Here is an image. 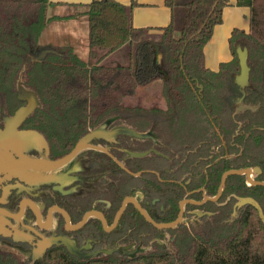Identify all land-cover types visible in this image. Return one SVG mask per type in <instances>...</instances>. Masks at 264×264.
<instances>
[{
	"label": "flooded vegetation",
	"instance_id": "1",
	"mask_svg": "<svg viewBox=\"0 0 264 264\" xmlns=\"http://www.w3.org/2000/svg\"><path fill=\"white\" fill-rule=\"evenodd\" d=\"M41 34L18 71L0 72V245L37 258L46 248L42 264L51 251L70 254L69 245L90 257L70 254L85 262L130 259L119 250L138 251L135 259L176 256L191 239L254 208L238 206L239 199L253 198L264 213L256 199L263 191L255 190L264 189L256 184L264 183V157L252 166L242 160L256 128L238 117L259 108L245 102L251 88L240 104L239 86L231 98L230 138L200 84L191 86L194 98L189 91L181 97L190 101H167L162 87L150 97L141 88L128 103L67 101L62 92L70 88L48 84L57 67L72 62L61 49L89 60L69 44L42 45ZM241 169L253 170L254 184L231 175L211 200L224 174ZM0 254L33 263L21 252Z\"/></svg>",
	"mask_w": 264,
	"mask_h": 264
},
{
	"label": "trees",
	"instance_id": "2",
	"mask_svg": "<svg viewBox=\"0 0 264 264\" xmlns=\"http://www.w3.org/2000/svg\"><path fill=\"white\" fill-rule=\"evenodd\" d=\"M51 5L50 0H0V72L5 66L18 71L28 61L27 53L46 27ZM137 5L134 1L129 6L115 0L91 2L87 13L89 61L82 62L70 49H61L65 57L71 55L72 62L64 61L57 67L56 78L48 84L70 88L62 92L67 101L107 104L131 102L141 88L155 85L157 80L162 81L167 101H190L181 97L189 91L194 98L191 86L200 84L204 87L203 101L213 104L224 120L223 133L230 138L232 130L226 127L233 123L231 98L240 96L235 83L240 73L237 47L247 48L252 87L245 102L259 108L244 112L238 119H249L251 128H256L242 160L257 165L264 157V144L260 142L264 136V0H167L171 20L160 28H136L133 17ZM229 6L250 8V30L233 31L230 46L234 59L213 72L206 65L204 50ZM156 45L163 52L167 78L159 75L154 65ZM255 190L263 191L256 199L264 209V189ZM2 257L0 264H22ZM46 264H264V223L258 211L248 207L233 224H224L198 240L191 239L176 256L155 252L136 259L110 257L85 262L67 252L51 251Z\"/></svg>",
	"mask_w": 264,
	"mask_h": 264
},
{
	"label": "crops",
	"instance_id": "3",
	"mask_svg": "<svg viewBox=\"0 0 264 264\" xmlns=\"http://www.w3.org/2000/svg\"><path fill=\"white\" fill-rule=\"evenodd\" d=\"M94 0H50L48 9L49 21L45 35L40 43L74 46L76 54L84 61L89 56V19L88 5ZM129 6L134 2L138 5L134 10L133 25L136 28L166 27L171 20V11L166 5L167 0H115ZM249 7L229 6L223 12V23L215 28L212 40L205 47L207 67L218 72L224 63L231 62L234 57L231 51L230 38L234 30H250ZM85 23L87 32L79 29L78 24Z\"/></svg>",
	"mask_w": 264,
	"mask_h": 264
},
{
	"label": "water",
	"instance_id": "4",
	"mask_svg": "<svg viewBox=\"0 0 264 264\" xmlns=\"http://www.w3.org/2000/svg\"><path fill=\"white\" fill-rule=\"evenodd\" d=\"M49 21V17L47 16V20H46V24ZM48 29V26L46 25V27L44 28V30L42 31L41 37H43L45 35V31ZM43 54L47 53V50H43L42 51ZM237 56H238V60H239V64H240V73L236 76L235 78V83L237 86H239L241 88L242 91V97L237 100V102H239V104L241 102H243L244 97L246 96V88H251L252 85L250 83V73H251V68L248 64V59H249V51L247 48H242L241 46L237 47ZM154 65L158 68L159 73L161 75H163L165 78H167L168 74L166 72V70L164 69L163 66V52L160 48V46L156 45L155 46V57H154ZM27 115L26 111H22L21 114L19 115L20 118L25 117ZM253 172V170L251 169H241V170H232L229 171L227 173L224 174L223 178H222V184L219 190V193L216 197L211 198V200H217L219 198V196L222 194L227 178L231 175H240V176H246L248 179V182H251L252 184H254V182L252 181L253 179H251V173ZM257 185L260 186H264V183H256ZM246 205H250L253 206L254 208L257 209V211L259 212V217L261 218L262 222L264 223V213L263 210L261 208V206L259 205V203L254 200L253 198H243V199H239V203L238 206H246ZM0 249L2 250H6L8 252H11L13 254H18L19 252H21L22 254V258L27 259L29 261H33L32 264H42L43 263V255L45 253L46 248L37 255L38 258L35 256V254H29V253H24L22 251H19L18 249H12L9 248L5 245H0ZM69 251L70 254H72L73 256H76L80 259H89L90 257L88 256H84L82 255L78 250H76L74 247L69 245ZM120 254L123 255H129L130 259H135V256L137 255L138 251L134 252V254H129L124 250H119ZM108 254V253H107Z\"/></svg>",
	"mask_w": 264,
	"mask_h": 264
},
{
	"label": "rangeland",
	"instance_id": "5",
	"mask_svg": "<svg viewBox=\"0 0 264 264\" xmlns=\"http://www.w3.org/2000/svg\"><path fill=\"white\" fill-rule=\"evenodd\" d=\"M78 26H79V29H81L84 32H87V29L88 28H87V25L85 23H83L81 21V23H79ZM177 36H180V34L177 33ZM161 85H162V81L161 80H157V82L155 83V85L153 84V85H151L149 87H144L142 92L145 93V90H146V97H150L149 96V93H153V92L157 91L158 89H160L162 87ZM2 256L0 255V257H2ZM2 258L5 259L7 257H4L3 256Z\"/></svg>",
	"mask_w": 264,
	"mask_h": 264
}]
</instances>
